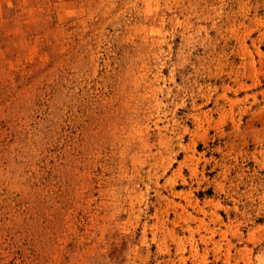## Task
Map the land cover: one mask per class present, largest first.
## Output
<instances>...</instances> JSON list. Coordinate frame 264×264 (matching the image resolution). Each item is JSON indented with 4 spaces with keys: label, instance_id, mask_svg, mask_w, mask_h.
<instances>
[{
    "label": "rangeland",
    "instance_id": "374dc122",
    "mask_svg": "<svg viewBox=\"0 0 264 264\" xmlns=\"http://www.w3.org/2000/svg\"><path fill=\"white\" fill-rule=\"evenodd\" d=\"M0 264H264V0H0Z\"/></svg>",
    "mask_w": 264,
    "mask_h": 264
}]
</instances>
